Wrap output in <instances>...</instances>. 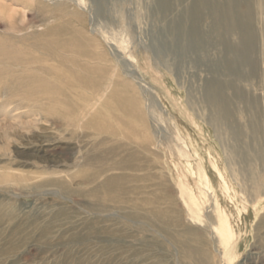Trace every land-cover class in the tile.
Segmentation results:
<instances>
[{"label": "rangeland", "instance_id": "obj_1", "mask_svg": "<svg viewBox=\"0 0 264 264\" xmlns=\"http://www.w3.org/2000/svg\"><path fill=\"white\" fill-rule=\"evenodd\" d=\"M198 2L0 0V50L16 43L66 58L57 76L0 60V264H264V0H248L255 61L244 68L240 57L223 65L225 44L190 33L185 9ZM200 26L225 43L240 39L210 16ZM41 77L65 91L66 109L49 111L27 97L30 89L14 88ZM106 185L114 201L91 194ZM181 187L204 206L193 257L171 245L109 263L83 244L53 246L64 233L58 226L41 238L56 213L111 216L137 238L151 235L126 216L144 212L159 229L146 210L178 207L155 193L180 205ZM146 197L147 205L134 202ZM208 198L232 227L228 245L210 229L217 217L206 216ZM184 208L182 225L171 226L178 237L193 226Z\"/></svg>", "mask_w": 264, "mask_h": 264}, {"label": "bare ground", "instance_id": "obj_2", "mask_svg": "<svg viewBox=\"0 0 264 264\" xmlns=\"http://www.w3.org/2000/svg\"><path fill=\"white\" fill-rule=\"evenodd\" d=\"M171 1L173 0H160L161 6L167 8V6H169ZM249 6H248V0H201V1L199 0L198 4L195 3L194 5H190L185 9L186 12L185 14L187 16L188 14L191 15L190 17L193 18V22H194L193 27L190 30V33H193L195 37L203 38L207 42L209 41L207 43L209 44V46L212 44L211 42H215L214 44L216 45H223V44L226 45L228 55L226 61H224L225 63H223L224 66H229L231 63H233L232 61L238 57H240L243 60L242 63L243 68L244 66L247 67V65L254 64L255 61L254 60L255 52H253L254 37L250 23ZM209 16L212 18V20H214L215 25L224 27L226 33H235L237 36H239L240 38L239 41L233 44L225 43L223 42L224 40H222L218 35L212 32L211 28L204 29L203 27H201L200 26L201 23L204 20H206V18ZM11 28L14 29L15 27L11 25L10 29ZM16 29L18 30V28ZM4 39L0 38V44L4 43ZM185 47L186 45L183 46V48ZM40 52L36 53L33 52L32 50H29V48L25 49L24 47H21L16 43L15 44L11 43L10 48L0 50V60L12 58L14 61H16V63L17 62L31 63V65L34 66L35 64H37L38 69L36 70H40L42 73L45 74H51L55 72L54 75L56 76L59 75L61 72V66L66 62V58L63 56L55 57L54 55L53 57H50L52 56L51 53L43 54L44 51L43 52L40 51ZM27 53H31V55H26ZM52 60L57 62L56 66L51 63ZM241 73L246 74L245 72L244 73L241 72ZM14 82H15L14 88H19V91L22 90L25 91L26 89H30L31 95L27 97L29 99H32L33 101H37V103L40 104V105L38 104L39 106H42L43 104L44 106L48 107L49 111L51 109L52 111H55L57 109L63 110V108L66 109L65 107L66 104L70 103V100L66 96L65 91L63 92L62 90H60L58 86H56L53 82L49 80H44V77H41L39 79V85L37 86H34L29 83L24 84V82L18 83V81L16 80H14ZM34 90H37L38 92L41 91V95H38V93ZM216 102L218 106L225 107V102L223 101V99H219ZM60 105H62L63 107L60 108L59 107ZM90 191L91 194H93L98 199L103 198L101 200H107V201L115 200V187L113 185H106L103 188L92 189ZM204 193L205 196H207L205 191ZM155 194L158 202L160 203L162 201L167 203L169 202L170 205L176 204L178 206V207L175 206L174 208L173 207L169 208L168 206L167 208L154 206L152 207V209L146 210L149 216L152 217L149 218L155 220L157 224H160L159 225L160 227H158L155 224V222L153 223L159 229L153 230V228L155 227L152 226L153 228H151L149 226L148 222L146 221L148 219L147 218L148 215L144 214V212L143 213L134 212L133 215L126 216V218H128L129 220L135 218L134 220L140 224L139 226L138 224H135V226H137L138 228L142 227L141 222L143 220V225H146L145 230L151 232V235L145 234L142 235L140 238H137L136 234L132 232H127L125 228L122 227L118 228L117 222L119 221L116 220L115 217H111V216L99 215L92 218L83 217L82 219L80 218L77 221L76 220L73 221L72 219H74L77 215L66 218L65 216L67 214L56 213L55 216L51 219L52 221L49 224H47L42 230L43 236H41V238L50 235L51 232L57 233L55 228H57L58 226V229L61 228L64 229V233L62 234L60 240L56 242L53 246H63V245L77 246V244H83L81 246L82 249H87L88 251L94 250L96 254L103 251L102 256L110 255L107 258L109 263L115 261L116 258H121L125 256V253H128L130 256H137L143 254L146 251L167 249L171 245L175 246L180 250V252L182 253V257L184 258L186 256L193 257L195 255L196 248L193 241L191 240H194V237L198 234L200 228L199 226H197V224H198L199 214L201 212H204L203 202L200 201V198L197 197L195 193L186 190V188L184 187H181L180 189V199L182 201V204L180 205L179 202L177 203L175 201L174 197L165 198L162 196V192L159 191H157ZM207 200L209 204V209L207 208V212H208V214L206 215L207 218L211 219V217H213V215L215 214L217 217L216 221L210 223L209 225L210 229L214 230V232H216V235L220 236L219 242L225 244L226 243L225 237L227 236V233L232 230V227L227 219L226 213L222 210L217 200L214 201L213 203L209 202L210 200L209 198ZM134 202L137 203L138 205H147L149 204V198L146 197L139 201L135 200ZM181 205L186 208L188 218L190 219V223L193 224V226L191 228L184 230L182 233H180L178 237L177 235L179 234L180 231L176 230V232H174V230L171 229V226H173L172 228H174V226H178V224L182 225L181 218L179 215L180 212L182 211V209L181 211L179 210L181 208ZM181 216L183 219V214ZM67 219H68L67 222L62 221ZM65 225H69V226L64 227ZM22 231L23 232L25 231L24 228L21 229V232ZM70 232L71 235L67 238V235ZM13 234L16 233L13 232ZM13 234L11 233V235ZM221 236H223L224 238H222ZM181 237H185V238L183 239ZM134 241L140 242L141 246L137 247ZM46 244L49 243L47 242ZM118 250L120 251L118 252ZM69 252L70 251H68V257H69ZM129 255L127 257H129Z\"/></svg>", "mask_w": 264, "mask_h": 264}]
</instances>
